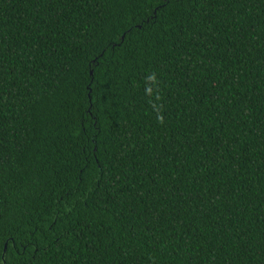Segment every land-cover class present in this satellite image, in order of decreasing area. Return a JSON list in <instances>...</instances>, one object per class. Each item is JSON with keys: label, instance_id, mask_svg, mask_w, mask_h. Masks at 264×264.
Returning <instances> with one entry per match:
<instances>
[{"label": "trees", "instance_id": "trees-1", "mask_svg": "<svg viewBox=\"0 0 264 264\" xmlns=\"http://www.w3.org/2000/svg\"><path fill=\"white\" fill-rule=\"evenodd\" d=\"M0 264H264V0H0Z\"/></svg>", "mask_w": 264, "mask_h": 264}]
</instances>
